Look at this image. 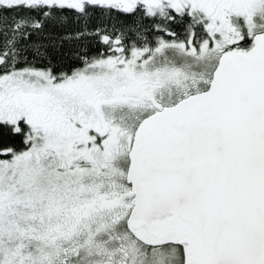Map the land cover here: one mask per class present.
<instances>
[{
  "label": "snow or ice",
  "instance_id": "1",
  "mask_svg": "<svg viewBox=\"0 0 264 264\" xmlns=\"http://www.w3.org/2000/svg\"><path fill=\"white\" fill-rule=\"evenodd\" d=\"M0 264H264V0H0Z\"/></svg>",
  "mask_w": 264,
  "mask_h": 264
}]
</instances>
